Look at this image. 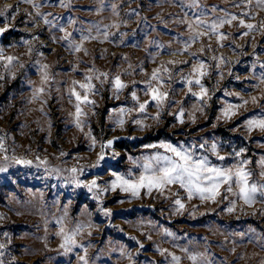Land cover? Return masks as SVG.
<instances>
[{"label":"rangeland","instance_id":"obj_1","mask_svg":"<svg viewBox=\"0 0 264 264\" xmlns=\"http://www.w3.org/2000/svg\"><path fill=\"white\" fill-rule=\"evenodd\" d=\"M44 6L41 11L44 13H52L53 16L59 14L63 17L60 23H65L68 16L77 19V24L68 26V30L72 31L76 39L79 35L74 31L76 28L83 27L85 30L91 24H99L101 27L113 22L119 23L120 27L111 29L112 32H127L129 38H126L124 44L119 43V37L115 39L101 41L89 40L85 41L84 47L88 49V54L83 51L74 53L68 50L64 42L57 39L55 43L50 39V35H56L58 38L63 35L59 31L50 32L43 21L37 18V25L32 23H23L29 17L25 12L32 13L35 17V9L31 5L22 2V0H0V9H4L6 5L15 6L19 3V13L16 15L15 21L12 22L13 30H10L4 37H0V45L6 49V54L19 56L25 67L21 69L18 65L14 69L16 78H5L0 81V135L6 134V144L9 147V155H12V149L15 155L35 160L36 156L41 159L47 158L50 165L61 168L71 167L76 163L74 157L82 156L84 159L79 163L86 164L94 160L95 153L89 152L87 147V139L84 134L79 132L72 124L69 112L74 111L73 105L68 101L67 88L73 79L83 80L84 72L87 71L92 64L100 71L109 72L110 76L121 73L122 79L129 83V88L122 94L120 100H115L109 83L100 85L99 81H95L100 92L94 97L97 101L95 116L90 117V122L94 134L98 140L104 137L110 138L112 135H128L138 137L137 139H122L117 143V150L123 153L122 157L116 160H110L116 169L125 171L131 165L127 160L128 155L139 156L146 151L143 148L145 143H158L160 140H169L172 143L184 142L191 143L193 139L198 142L201 137L212 140L218 139L222 144V154L230 152L233 147L237 150L244 146L249 149L246 157L252 160L249 165L255 175L259 172L256 160L260 155H264V148L260 145L264 144L261 136L264 134L253 133L255 139H245L247 133L239 125L242 124L245 116L255 111L253 105L249 104L247 111L241 110V114L232 121H216V115L222 106V101L227 99L232 103H239L236 97H226L224 89L228 91L239 92L245 98L249 95H259V90H254L252 85L256 81L251 77L250 65L254 59L253 53L257 52L264 60V35L253 33L257 47L249 46L251 36L243 40L239 38V30L234 22L232 26L226 25L223 29L225 32H231L233 35L224 41V46L219 47L216 38L213 36L211 40L212 50L200 54L202 58L208 59L212 55H223L230 58L231 61L239 59V64L231 63L222 66L225 77L220 81V91H217L210 101L211 107L205 110V114L197 113L198 119L196 124L186 123L181 126L176 120L167 113L163 115L159 124L155 121L148 120L153 127L146 132H140L135 125H129L124 132H111L109 121L107 119L108 112L113 107H119L121 104L132 106L130 100V91L137 90L141 99L143 96L144 85L139 81L146 79L145 72L151 73V70L160 66L161 61L170 59L192 61L190 53L185 52L173 56L171 52L165 50L156 57L155 62L149 56V53L160 51L154 44L149 41H159L160 43L169 44L171 49L175 50L181 45L174 39L177 33H186V25L180 24L178 21L187 9L179 7L175 0H105V4L115 3L119 6V16H114L110 7H105L104 11L97 12L98 0H72L74 7L72 9L59 7L57 0H37ZM239 0H203L209 8L217 5L229 11L239 13L241 9L234 7V3ZM255 0H253V5ZM133 10L139 15L133 14ZM11 11V10H9ZM253 11L258 12L255 21L258 23L264 20V9L253 7ZM191 15V13H189ZM147 18L145 23L144 18ZM52 18V17H50ZM211 18V14H210ZM161 20L167 21V26L161 23ZM5 20L0 18V27H3ZM135 32V36L132 33ZM31 34L40 37L44 47L40 42H34V49H38L44 53L41 58L34 50L29 56L26 55L27 47L20 43L21 40L30 39ZM95 35V29H93ZM236 44L245 45L243 49L233 50L232 41ZM247 42V43H246ZM202 43L208 44V38L204 37ZM14 44L15 47H9ZM136 44V47L132 45ZM202 46L198 41L191 48V52H197ZM106 50V51H105ZM242 52L247 55H242ZM127 59H123V57ZM37 59L51 66V72L54 79L50 81L48 87L51 90L50 96L44 98L48 100L47 104H43L42 100H36L29 103L31 96V86L27 83L28 79L39 83V76L32 67ZM211 65V76L205 79L206 85L212 89L216 84L218 71L215 68V61L209 60ZM129 64L132 68H129ZM78 65L76 71L73 66ZM141 65L143 70H141ZM189 65H176L173 68V80L168 82V87L175 89L177 99L184 101L186 109L191 110V105L195 103L192 97H186V88L180 80L182 74L190 71ZM125 70L131 72L132 75L124 74ZM3 69L0 68V72ZM231 71L233 75L227 73ZM239 75L240 80L235 79ZM132 81L137 83L133 86ZM264 88V86H261ZM57 88L60 89L57 92ZM184 89V91H181ZM62 97V99H61ZM43 107L44 111L40 109ZM176 106L168 111H175ZM154 106L149 108V112L155 113ZM136 114L133 113V118ZM217 124L213 128L212 125ZM103 130V131H102ZM87 131V128L85 129ZM69 152L68 157H61L60 151ZM99 151V147L96 148ZM2 155V154H0ZM214 163L216 158L210 157ZM229 163L234 161L229 160ZM7 177V179H5ZM107 179V175L104 176ZM52 185H56L55 188ZM173 191L178 190V186H173ZM41 193L43 194L41 196ZM183 195V192H181ZM59 198V204H53V201ZM105 206L113 209L114 215L109 218L104 217L97 210L96 201L91 198V194L86 189H77L73 192L71 187H63L55 177H45L42 168L37 169L35 165L25 167L23 165H15L10 168L7 173H0V213L5 214V218L0 220V242L7 244V249L3 257L5 264H11L13 257L16 264H81L78 259L79 255H84L80 248H76L73 252L64 254V250L60 248L61 238L56 235L59 226L55 223V218L63 215L64 207L68 208V218L66 225L72 228L78 222L85 224L91 222L93 227L86 228L84 233L77 239L79 243L88 247L89 264H129L126 257H122L119 253V246L126 245L128 251L134 253V259L137 264H149L151 260L161 261L163 258L159 256L153 249L155 241H162V246L176 251L182 255L179 249H173L172 244L164 241L163 238L152 232L153 240L146 239L145 233L149 231L147 227L141 230L135 226V222L141 218L158 220L160 224L171 228L179 235L187 234L188 239H193L194 245H199V250L209 251L217 261V264H264V246L256 240L249 239L246 235L244 238L233 236L232 232L245 231L249 226L255 228L257 232H264V216L258 212L256 215H244L237 213L229 215L222 212L224 204L213 205L211 203L202 204L198 199L193 200L189 204L199 205V210L195 218L185 212L183 216L170 215L171 201H164L162 197L153 195L152 197L143 196L140 200H129L124 193L109 194L104 197ZM117 199H124L125 203L119 205ZM71 201V204L68 201ZM226 203V202H224ZM84 205H88L85 209ZM264 207V204L257 203L255 209ZM215 208L216 211H209ZM161 209L163 215H161ZM247 213H252L253 208H246ZM200 213H206L201 215ZM239 216V219H237ZM126 221H132V224ZM111 224L118 225L123 228V232L119 228L111 227ZM10 234V242L8 237L3 233ZM91 232V235L88 233ZM136 236L145 244V249L136 256L138 248L136 241L130 237ZM207 238V239H204ZM111 241V243H110ZM180 243H187V239L181 240ZM235 248V251L232 249ZM99 257V259H97ZM183 264H189L185 259Z\"/></svg>","mask_w":264,"mask_h":264},{"label":"snow or ice","instance_id":"obj_2","mask_svg":"<svg viewBox=\"0 0 264 264\" xmlns=\"http://www.w3.org/2000/svg\"><path fill=\"white\" fill-rule=\"evenodd\" d=\"M22 2L31 5L35 9V17H33L32 13L25 12L29 19L22 21L23 23L30 22L33 26H38L37 18L42 20L50 32L59 31L63 33L59 38L54 34L50 35L52 42L55 43L59 39L64 42L68 50L74 53L83 51L88 54V49L84 47L85 41L97 39L106 41L109 38L115 39L118 35L119 43L124 44L126 38H129V33L127 32H112L111 29L116 28L118 30L120 27L119 23L113 22L112 24L103 25V27L99 24H91L86 30L83 27L76 28L74 31L79 35V40H77L73 32L68 30V26L77 24V19L68 16L66 24L60 23L63 17L59 14L53 16L50 12H42L41 8L44 5L37 2V0H22ZM175 2L182 9L188 10L184 12L178 21L180 24L186 25V33L178 32L174 38L181 47L172 50L171 42L166 45L156 40L149 41V43L154 44L160 50L154 54L149 53V56L155 62L161 51L167 50L173 56L188 52L193 59L191 62L176 59L161 61L160 66L153 68L150 74L145 72L144 75L147 78L139 81L140 84L144 85L143 96L145 99L142 100L137 90L133 87V90L130 91L131 107L127 104H121V106L113 107L109 110L107 119L110 130L113 133L117 131L124 132L129 122L131 125H135L140 132H146L153 127L151 123H148L149 119L159 124L166 113L171 115L178 125L183 126L186 123L196 124L197 113L205 114V110L211 107L210 101H212L213 96L217 91H220V81L225 77L222 66L241 62L239 59L233 62L222 54L219 56L212 55L207 60L202 58L200 54H203L206 49L212 50V37L216 38L219 47H223L224 41L233 35L231 32L223 31V29L226 25L232 26L234 22L239 30V38L241 40L251 36L252 43L249 46L253 48H256L257 45L255 36L252 34L258 32L264 35V20L258 23L250 22L255 21L256 16L259 14L253 11V7L264 9V0H255L254 5L253 0H239L238 3H234V7L241 9L239 13L220 8L217 5L209 8L203 3V0H175ZM57 4L59 7L67 9L74 7L72 0H57ZM105 7H110L113 15L119 16V6L117 4L106 5L105 0H98L96 11L98 13L102 12ZM18 13L19 3L15 6L6 5L4 9H0V18L6 21L4 26L0 27V37H4L10 30H13L12 22L15 21ZM133 14L139 15L135 10H133ZM144 20L147 23L146 17ZM161 23L167 26V21L161 20ZM93 29H95V35H93ZM135 34L133 32L132 36H135ZM204 37H207L209 41L206 45L202 43ZM198 41L201 42L202 46L197 52H191L192 46ZM34 42H40V37L36 34H31L30 39L20 41L27 47L26 55L30 56L35 50L37 55L43 58L44 53L34 49ZM40 43L42 47L45 46L43 42ZM232 44L234 51L236 49L242 50L245 46L236 44L235 40L232 41ZM132 46L136 47L137 45L133 44ZM9 47H15V45L10 44ZM242 55H247V53L242 52ZM253 56L254 59L250 68L251 77L256 83L252 87L254 90H259L260 94L249 95L245 98L239 92L224 89L226 97H236L240 102L232 103L227 99L223 100L222 106L216 115L217 122L221 120L232 121L241 114L242 109L247 111L249 104L253 105L256 110L248 113L242 124L239 125L247 133L245 139L248 140L255 139L253 133L264 134V88L261 87L264 86V60L261 59V55L257 52H254ZM123 59H127V57L125 56ZM209 60L216 62L215 68L219 77L212 89H209L204 82L206 78L211 76ZM189 64L191 65L190 71L182 74L180 80L186 88L185 96L195 99V103L191 105V110L185 108L184 101L176 98V90L168 87V82L173 80V68L176 65ZM17 65L21 69L25 67L19 56L6 54L5 47L0 45V68L3 69L0 72V81L6 77L15 79L16 72L14 69ZM32 67L39 76V83L37 84L36 81L28 79L27 83L31 86L29 103L42 100L43 104H47L48 100L44 97L51 95L48 85L54 79L51 66L42 62V59H37ZM77 68L78 65H74L72 70L76 71ZM129 68H132L131 64H129ZM141 70H143L142 65ZM124 74L132 75L127 70H125ZM227 74L229 76L233 75L231 71ZM235 79L240 80L241 77L237 75ZM95 81H99L100 85L109 83L115 100H120L121 94L129 88V83L122 79L121 73L110 76L109 72L97 69L94 63L84 72L83 80L73 79L67 88L68 101L74 108V111L69 112L71 124L84 134L88 141L89 152L95 153L94 160L81 164L79 161L84 159V157L76 156L74 157L76 160L75 164L71 167L61 168L50 165L47 158L41 159L40 156H36L35 160L17 156L14 149H12V155H9V147L6 144L7 136L3 134L0 135V154H2L0 155V173H7L15 165L31 167L34 164L37 169H43L46 178L55 177L63 187H71L73 192L77 189H86L87 193L91 194V198L96 201L98 212L109 218V222L114 213L112 208L105 206L104 197L117 193L126 194L129 200H140L145 195L152 197L154 194L162 197L164 201L170 200V215L172 216H183L185 212H188L190 216L195 218L199 205H192L189 208V204L197 199L202 204H224L222 212L229 215L242 213L254 216L258 212L261 216H264V207L255 209L257 203L264 204V155H260L256 160L259 172L255 174L257 178L254 179V172L249 167L252 164V160L246 157L249 149L244 146L238 150L233 147L230 152L222 154L221 141L215 138L208 140L201 137L199 142L193 139L188 144L160 140L158 143L143 144L144 149L151 151H146L139 156L128 155L127 160L131 166L125 171L116 169L110 163V160H116L123 155L121 151L117 150V143L122 139L135 140L138 137L112 135L110 138L97 139L90 122V117L98 114L96 112L97 101L94 97L100 92V89ZM131 83L134 86L137 82L132 81ZM56 90L57 92L60 91L59 88ZM181 91H184V89H181ZM152 106L156 108L155 113L149 112V108ZM174 106H176L175 111H168ZM40 110L43 112V107ZM133 113L136 114L135 118H133ZM212 127H217V124H213ZM86 128L87 131H85ZM260 138L264 139V136ZM97 147H99L98 152L95 151ZM260 147L264 148V144H261ZM69 155V152L60 151L61 157H68ZM213 156L218 161L217 163H214L210 158ZM229 160L234 162L229 163ZM105 175H107V179L104 178ZM173 186H178V190L173 191ZM52 187L55 188L56 185H52ZM181 192H183V195H181ZM59 202L57 197L53 204H59ZM116 202L119 205H123L125 200L117 199ZM68 203L71 204V201L69 200ZM84 208L87 209L88 205H84ZM246 208H253L254 211L247 213L245 211ZM209 211L215 212L216 209L212 208ZM200 214L204 215L206 213ZM161 215H163L162 209ZM4 218L5 214L0 213V220ZM67 218L68 208L65 206L63 215L55 218V223L59 226L56 235L61 238L60 248L64 250V254L73 252L76 248L82 249L84 255L78 254V259L81 264H89L88 247L79 243L77 238L84 233L86 228H91L93 225L91 222L87 224L78 222L74 227L68 228L66 225ZM237 219H239V216H237ZM126 222L129 224L133 223L132 221ZM110 226L119 228L118 225L111 223ZM135 226L141 230L145 229V227L150 229L145 233L147 240H153L152 232L155 231L164 241L170 242L173 249H179V252L182 253V255L177 254L176 251L163 247L162 241H155L153 249L163 259L161 261L151 260L149 264H183L185 259L189 264H217L214 256L209 251L199 250V245H194L193 239H188L186 233L183 236L179 235L171 228L160 224L158 220L141 218L135 222ZM119 230L121 232L124 231L123 228H119ZM88 234L91 235V232ZM230 234L241 238L248 235L250 241L254 239L264 246V232H257L251 226L245 231H234ZM3 235L8 237L10 242V234L5 232ZM130 239L137 242L138 248L135 255H140L145 249V244L136 236H132ZM185 239H187V243H180L181 240ZM6 249L7 244L0 242V264H5L3 257ZM232 251H235V248ZM119 253L122 257L127 258L129 264H137L136 259H134V253L128 251L126 245L119 246ZM11 264H16L14 257ZM223 264H226V260Z\"/></svg>","mask_w":264,"mask_h":264},{"label":"water","instance_id":"obj_3","mask_svg":"<svg viewBox=\"0 0 264 264\" xmlns=\"http://www.w3.org/2000/svg\"><path fill=\"white\" fill-rule=\"evenodd\" d=\"M120 141H121V140H120ZM120 141H119V142H120Z\"/></svg>","mask_w":264,"mask_h":264}]
</instances>
